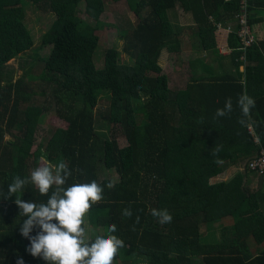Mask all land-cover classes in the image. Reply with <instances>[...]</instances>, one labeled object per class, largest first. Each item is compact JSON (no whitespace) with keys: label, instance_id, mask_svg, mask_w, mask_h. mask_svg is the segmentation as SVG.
I'll list each match as a JSON object with an SVG mask.
<instances>
[{"label":"trees","instance_id":"obj_1","mask_svg":"<svg viewBox=\"0 0 264 264\" xmlns=\"http://www.w3.org/2000/svg\"><path fill=\"white\" fill-rule=\"evenodd\" d=\"M119 1L0 0V264H17L19 258L24 264H47L26 251L30 241L20 234L25 217L19 215L15 200L46 203L48 196L29 182L8 197L14 178L30 181L31 172L44 158L49 164L63 161L68 165L72 175L65 187L93 180L103 187V200L91 207L83 227L91 234L86 242L110 234L124 241L113 264L224 262V249L203 247L202 241L209 237L203 229L211 231L226 212L241 215L242 208L256 207L254 195L234 189L233 181L209 184L208 180L217 172V159L245 166L261 151L264 154V95L255 100L250 115L243 117L237 106L243 94L242 73L194 78L183 89L172 91L157 64L161 51L178 50L168 17L179 5L192 17L196 48L216 52L214 32L219 26L229 27L232 63L236 68L243 66L245 73L264 74V40H255L246 48L244 60L240 59L239 1H136L135 25L125 33L131 52L127 60L114 46L101 48L95 33L106 2ZM29 7L54 14L38 48L47 53L37 60L39 77L52 88L60 106L56 113L63 126L52 131L46 144L37 142L43 110L33 101L35 93L6 71L10 60L34 48L24 23V10ZM142 7L146 11L139 17ZM261 10L264 0L248 1L251 30L258 21L253 16ZM77 13L94 19V25ZM113 90L119 99L108 101L101 118L105 127L120 128L125 140L122 147L115 133H97L95 128L98 96ZM229 97L233 111L215 118ZM215 145L222 146L218 157L211 155ZM51 154L56 156L51 158ZM152 208L167 209L172 222L160 224L151 215ZM124 209L132 212L130 218L122 214ZM110 225H116L115 233L108 232Z\"/></svg>","mask_w":264,"mask_h":264},{"label":"clouds","instance_id":"obj_2","mask_svg":"<svg viewBox=\"0 0 264 264\" xmlns=\"http://www.w3.org/2000/svg\"><path fill=\"white\" fill-rule=\"evenodd\" d=\"M243 117H248L255 107V100L247 94H241L237 100ZM233 111L231 97L227 98L223 108H218L215 118H223ZM244 123V120L240 121ZM221 145L211 150L213 157H218ZM220 163L219 159L215 161ZM72 172L61 161L58 164L42 165L31 172L29 179L16 176L9 185L8 197L23 190L31 182L43 196H48L46 203H35L16 198L19 215L25 217L20 234L30 241L26 251L33 257L41 258L47 264H113L118 251L125 247L124 241L116 235L97 236L94 241L86 242L85 217L91 207L103 200V187L95 180L91 183H76L67 186L66 182ZM112 188V185H108ZM51 190V195H49ZM151 215L160 224L172 222V215L167 209L152 208ZM126 217L132 212L124 209ZM139 218H137L138 220ZM36 229V234L32 235ZM117 231L116 225L108 227L109 233ZM17 264H24L23 258Z\"/></svg>","mask_w":264,"mask_h":264},{"label":"crops","instance_id":"obj_3","mask_svg":"<svg viewBox=\"0 0 264 264\" xmlns=\"http://www.w3.org/2000/svg\"><path fill=\"white\" fill-rule=\"evenodd\" d=\"M172 16L178 14L183 19H190L182 25L175 24L171 21ZM181 14V15H179ZM258 21L252 26L254 36L257 41L264 40V10L258 11L253 16ZM169 22L173 25L175 37L178 41V50L174 52L178 55H184L185 59L180 56L179 60L174 61L177 68L176 85L169 87L172 91L181 90L186 83L194 78H208L212 76H233L242 73V93L247 94L254 100L264 95V74L262 73H245L244 67L238 68L232 63V51L228 46L229 31L227 28L219 26L214 32L216 42V52L202 51L195 47L194 31L195 26L192 23L190 13L185 12L179 5L169 12ZM234 25L233 22H230ZM233 27V26H232ZM230 29V28H229ZM186 34H189L191 40L185 41ZM182 35V36H181ZM161 52H165L164 50ZM160 52V54H161ZM166 54V52H165ZM168 54V53H167ZM188 54V55H187ZM160 57V55H159ZM184 61V74L180 72L179 65ZM199 63H203L207 68H202ZM173 77V76H172ZM168 84V83H167ZM255 158V157H254ZM253 159V158H252ZM250 161V160H249ZM247 163V162H246ZM233 181V188L240 189L244 193L253 194L256 205L253 211H246L244 208L238 212H226L224 218L220 222L214 223L211 231L203 229V232L209 233V237L202 241L203 247L206 249L216 248L224 249V262H216V264H264V175L261 176L253 171H249L244 163H230L222 160L217 163V172L209 178V184L226 183ZM254 201H251L254 202ZM239 218L241 222L238 221ZM236 221L240 224L237 227ZM233 250L230 253V250ZM201 257V256H200ZM198 264H202L201 260H195Z\"/></svg>","mask_w":264,"mask_h":264},{"label":"rangeland","instance_id":"obj_4","mask_svg":"<svg viewBox=\"0 0 264 264\" xmlns=\"http://www.w3.org/2000/svg\"><path fill=\"white\" fill-rule=\"evenodd\" d=\"M136 1L138 0H120L117 3L106 2L104 10L99 16L101 26L99 30L95 32L98 37V45L101 48H108L111 46L116 47L123 60H127L131 54L130 50L127 49L125 33L135 25V16L132 13V10L136 7ZM145 11V7L139 8L138 16L141 17ZM24 15V23L30 30L34 40V48L25 54L10 60L6 67V71L13 79H22L23 83L28 85V87L35 93L33 101L36 102L35 104L38 103V106L43 110L40 119V130L37 142L38 144L41 142L46 144L51 138L50 135L52 131L63 126L62 121L59 120L56 113L60 106L52 96V88H47L46 83L39 77V74L41 73V63L37 60V57L44 56L47 53V49L40 50L38 48L40 46L41 38L51 23L54 14L39 12L34 7H29L24 10ZM170 15V18L172 19L171 21H174L173 25H182V22L186 23L191 21L190 19L182 20V16L178 17V14L172 16V12ZM77 16L91 25H94L95 23L94 19L83 13H77ZM173 25L172 27L175 28ZM252 32L254 34L253 30ZM187 36H189V34H186L184 42L189 41L190 43L191 40H194ZM176 55V53L165 54V52H161L160 57H158L157 60V64L161 69V74L166 76L168 87L171 88L172 86H175L177 82L175 79L177 75L175 70H177V68L174 61L179 60L180 56L185 59L184 55L186 54ZM137 60L138 57L136 56L133 61L134 68H136ZM179 70L184 74V61L179 65ZM40 91H44V93H38ZM118 99L119 93L115 90L106 95L100 94L98 96L97 106L94 108V120L97 133H115L117 143L122 147L125 145V140L121 135L122 132L120 128L118 126L110 128L108 126L105 127V121L101 118L107 110L108 101H116ZM7 139L10 140L11 138L7 137ZM50 156L51 158H54L56 155L51 154ZM49 163L50 162L44 158L39 164V167ZM105 175L108 176V173L106 172ZM112 177H114V175H112ZM100 178L103 177L100 176ZM90 235L91 234L87 232L86 238L89 239Z\"/></svg>","mask_w":264,"mask_h":264},{"label":"built area","instance_id":"obj_5","mask_svg":"<svg viewBox=\"0 0 264 264\" xmlns=\"http://www.w3.org/2000/svg\"><path fill=\"white\" fill-rule=\"evenodd\" d=\"M238 1L240 12L236 17L238 19L240 29L237 34L240 37L241 41V46L239 47V50L242 51V54L240 56V59L244 60L246 48L252 45L255 42L256 38L247 22L246 7L248 5L249 0ZM227 29L229 31V28ZM246 168L249 171H253L259 175H264V154L262 153V151L259 153V156L247 162Z\"/></svg>","mask_w":264,"mask_h":264}]
</instances>
